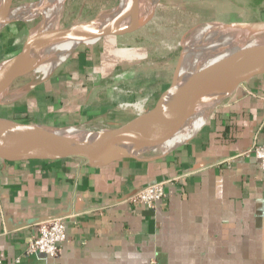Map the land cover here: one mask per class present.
Wrapping results in <instances>:
<instances>
[{
    "label": "crops",
    "instance_id": "1",
    "mask_svg": "<svg viewBox=\"0 0 264 264\" xmlns=\"http://www.w3.org/2000/svg\"><path fill=\"white\" fill-rule=\"evenodd\" d=\"M109 37L73 48L32 87L11 85L0 116L32 124L0 126L50 129L99 121L107 127L130 119L118 118L113 107L109 58L99 51ZM262 143L259 76L239 84L174 142L142 148L159 150L152 157L104 164L76 156L0 158V264H264ZM157 181L166 183L153 209L125 201ZM57 216L66 217L58 257L45 262L25 255L36 222Z\"/></svg>",
    "mask_w": 264,
    "mask_h": 264
},
{
    "label": "water",
    "instance_id": "2",
    "mask_svg": "<svg viewBox=\"0 0 264 264\" xmlns=\"http://www.w3.org/2000/svg\"><path fill=\"white\" fill-rule=\"evenodd\" d=\"M4 1L6 2L7 10L11 6L12 0ZM43 1L46 0L34 1L31 11L24 12V15L18 19L7 17L5 11V13L0 15V25L3 27L9 24L25 22L28 14H31L30 18H34L35 9ZM125 2L126 0H119L115 13L116 21L112 28L87 30V24L93 21L96 15L86 21L75 22L65 27L47 30L40 29L26 35L20 49L0 63V71L3 77L0 82V103L3 101V97L7 95L8 88L12 83L17 78L33 70L34 63L27 64L28 68L26 70H19V63L29 58L41 47L64 41H74L76 42V47L93 43L108 36L122 35L140 27L153 14L154 7L146 19H143V17L138 18L137 13H135L133 19L126 22L124 14ZM249 24H264V20L237 21L223 24L222 27L229 28L228 26ZM245 48L250 49V52L241 57L233 58L214 69L206 71L204 74L197 75L195 72H191L188 77L176 80L179 66L184 56V50L181 48L167 86L159 93L149 97L130 119L118 125L87 130V133L83 136L59 140L46 137L21 139L0 126V158L5 161H18L55 160L76 156L86 159L90 164H104L125 157L141 158L147 150L141 151V149L142 153H139L136 150L119 148L127 144L142 147L148 140L157 139L159 133L158 120L161 116L181 115L209 98H218L219 102L239 84L254 77L264 76V58L260 55V49L257 46L245 47L244 45H239L237 51H245ZM43 79L30 82L26 87H32ZM0 124L18 126L32 123L18 122L14 119L0 116Z\"/></svg>",
    "mask_w": 264,
    "mask_h": 264
},
{
    "label": "rangeland",
    "instance_id": "3",
    "mask_svg": "<svg viewBox=\"0 0 264 264\" xmlns=\"http://www.w3.org/2000/svg\"><path fill=\"white\" fill-rule=\"evenodd\" d=\"M30 1L32 3L36 0H12L11 5ZM118 3L119 0H65L55 26L65 27L89 20L113 10ZM39 20L40 17L37 16L32 21L9 24L0 29V63L20 49L28 29ZM260 20H264V0H158L152 16L140 27L122 35L110 36L104 43L96 42L102 43L103 48L99 51L105 54L102 55L103 59L109 58L107 67L115 87L110 93L114 100L112 106L120 115L118 118L126 119L134 115L151 95L167 86L182 48V41L188 50L182 61L181 76L188 56L199 48L200 38L208 35L210 25ZM45 77L31 70L17 78L12 87L27 85ZM19 92L21 90L13 96L20 95ZM3 99L9 101L11 97L5 95ZM82 127L96 130L105 125L94 121ZM158 154H161L159 150H150L142 156L152 157Z\"/></svg>",
    "mask_w": 264,
    "mask_h": 264
},
{
    "label": "bare ground",
    "instance_id": "4",
    "mask_svg": "<svg viewBox=\"0 0 264 264\" xmlns=\"http://www.w3.org/2000/svg\"><path fill=\"white\" fill-rule=\"evenodd\" d=\"M64 1L65 0H46L38 5L33 15H35V17L39 16L40 20L28 29L27 35L40 29L47 30L56 28L55 22L60 14ZM157 2L158 0H126L124 4L126 22L131 21L135 13H137L138 18L143 17V19H146ZM32 3L31 1L21 2L17 5L9 6L6 10V2L4 0H0V15L6 11L7 17L18 19L24 15V12L31 11ZM115 13L116 8L97 15L93 21L87 24V30L108 29L114 27L116 21ZM30 15L31 14H28L25 22L32 21L33 18H30ZM228 27L229 28H226L225 26L210 27L211 30L208 35L200 38L201 43L199 48L195 51V53L191 52L188 56L183 74L181 76L182 61L185 57L186 50H188L182 41L184 56L180 63L176 80L188 77L191 72H195L197 75L204 74L206 71L214 69L233 58L241 57L242 55L250 52V49L248 48H245V51H237L239 45H244L245 47L257 46L260 49L261 57L264 58V24H249L243 26L233 25ZM1 28L2 26L0 25V29ZM75 45L76 42L74 41L47 44L41 47L40 50L35 51L29 58L20 62L18 69L26 70L28 68L27 64L34 63L33 71L35 73L37 72L41 75V77H45L46 75L48 76V74L53 71L52 69L63 61L67 55H69ZM2 78L3 77L0 71V82L2 81ZM217 102L218 98H209L204 102L193 106L190 110L181 115L161 116L158 120L159 133L157 139L148 140L142 147L127 144L119 149L136 150L140 153L141 151H144V149H154L167 143H172L185 131L197 125L202 117L206 113L208 114ZM81 127L82 126L79 128L66 127L65 129H62L64 127H51L50 129L17 128L15 130L8 129L6 127L3 128L11 131L21 139H27L29 137H46L59 140L83 136L87 133V128L83 129L84 127ZM186 136H184L181 140H183Z\"/></svg>",
    "mask_w": 264,
    "mask_h": 264
},
{
    "label": "built area",
    "instance_id": "5",
    "mask_svg": "<svg viewBox=\"0 0 264 264\" xmlns=\"http://www.w3.org/2000/svg\"><path fill=\"white\" fill-rule=\"evenodd\" d=\"M140 108V107H139ZM261 157L259 167L264 172V143L259 147ZM165 181L146 184L130 193L125 201L147 209H153L157 201L164 197ZM36 233L27 243L24 254L38 255L47 262L56 259L60 253L61 244L66 240V217L57 216L36 222Z\"/></svg>",
    "mask_w": 264,
    "mask_h": 264
}]
</instances>
